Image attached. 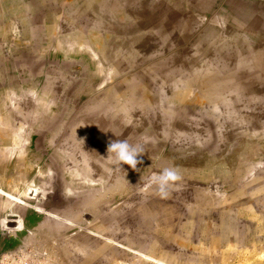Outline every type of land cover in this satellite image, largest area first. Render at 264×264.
I'll return each mask as SVG.
<instances>
[{
	"label": "rangeland",
	"instance_id": "1",
	"mask_svg": "<svg viewBox=\"0 0 264 264\" xmlns=\"http://www.w3.org/2000/svg\"><path fill=\"white\" fill-rule=\"evenodd\" d=\"M0 264H264V0H0Z\"/></svg>",
	"mask_w": 264,
	"mask_h": 264
},
{
	"label": "clouds",
	"instance_id": "2",
	"mask_svg": "<svg viewBox=\"0 0 264 264\" xmlns=\"http://www.w3.org/2000/svg\"><path fill=\"white\" fill-rule=\"evenodd\" d=\"M142 143H130L127 139H116L108 143L106 160L112 162L122 171V165H128L137 169L140 163L138 156L143 152ZM124 172V171H123ZM179 179L178 171L173 167H165L161 172L153 177V182L159 186L160 191L164 192L171 184Z\"/></svg>",
	"mask_w": 264,
	"mask_h": 264
}]
</instances>
